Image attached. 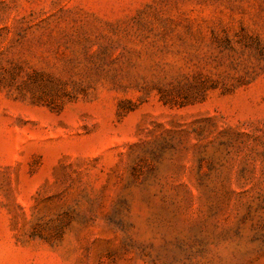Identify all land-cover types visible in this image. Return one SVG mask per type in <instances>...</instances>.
I'll list each match as a JSON object with an SVG mask.
<instances>
[{
    "label": "rangeland",
    "instance_id": "obj_1",
    "mask_svg": "<svg viewBox=\"0 0 264 264\" xmlns=\"http://www.w3.org/2000/svg\"><path fill=\"white\" fill-rule=\"evenodd\" d=\"M0 264H264V0H0Z\"/></svg>",
    "mask_w": 264,
    "mask_h": 264
}]
</instances>
